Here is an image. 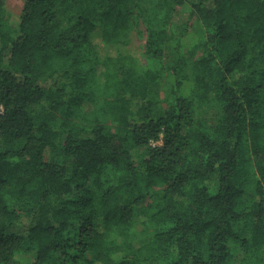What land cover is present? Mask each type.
<instances>
[{"label":"trees","instance_id":"1","mask_svg":"<svg viewBox=\"0 0 264 264\" xmlns=\"http://www.w3.org/2000/svg\"><path fill=\"white\" fill-rule=\"evenodd\" d=\"M0 264H264V0H0Z\"/></svg>","mask_w":264,"mask_h":264},{"label":"rangeland","instance_id":"2","mask_svg":"<svg viewBox=\"0 0 264 264\" xmlns=\"http://www.w3.org/2000/svg\"><path fill=\"white\" fill-rule=\"evenodd\" d=\"M5 1H6V4H7L8 8H9V11L12 12L14 15H18L21 12V10L23 8V5H24V2H25V0H5ZM195 34H196V32L194 31L192 36H191L192 40H196L197 39ZM144 42H145L144 39H140V38L136 39V43L138 45H140L141 49L144 46ZM102 53H104V52H102ZM137 53H139V51ZM212 111L208 112V116H212ZM206 119H209V118H206Z\"/></svg>","mask_w":264,"mask_h":264}]
</instances>
